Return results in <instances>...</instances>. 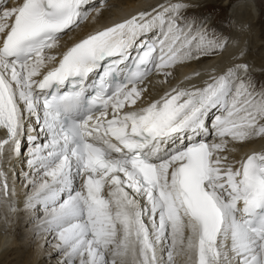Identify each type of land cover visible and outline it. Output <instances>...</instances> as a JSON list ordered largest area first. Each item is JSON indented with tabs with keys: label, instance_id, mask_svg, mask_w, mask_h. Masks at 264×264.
I'll return each mask as SVG.
<instances>
[{
	"label": "snow or ice",
	"instance_id": "6c2138e0",
	"mask_svg": "<svg viewBox=\"0 0 264 264\" xmlns=\"http://www.w3.org/2000/svg\"><path fill=\"white\" fill-rule=\"evenodd\" d=\"M205 2L157 0L70 45L107 0L0 10V154L31 145L23 208L61 264H264V152L226 154L264 139V69L244 58L250 26L217 28ZM205 60L187 86L141 99L150 73ZM15 196L0 170L12 212Z\"/></svg>",
	"mask_w": 264,
	"mask_h": 264
},
{
	"label": "bare ground",
	"instance_id": "6f19581e",
	"mask_svg": "<svg viewBox=\"0 0 264 264\" xmlns=\"http://www.w3.org/2000/svg\"><path fill=\"white\" fill-rule=\"evenodd\" d=\"M221 1L223 2L225 0ZM233 1L235 0H229V2L225 4L231 5L234 3ZM255 1L256 0H237L235 4L232 5L231 13H233L232 16H234L232 21L234 25L243 24L250 26L251 30L249 32H245L241 37L242 41L244 36H247L248 39L247 52L244 58L250 65L253 66L257 75H259L261 70L264 69V49L261 51L260 49L262 47L259 49L256 45L258 41L260 42V39L258 40L256 38L258 35L256 33V29H254L256 25L252 22V19L257 14V10L254 6ZM103 2L104 0H100L99 3L97 0H92V3L96 7H100ZM210 2L214 3V0H206L205 6H209ZM16 3L17 0H0V10H2L3 7H12ZM156 3L157 0H107V6L102 8L100 16L96 17L95 12L91 13L89 18L83 21L79 28H76L73 32H70L67 36H65L61 43H67L70 45L73 40L78 39L97 28L105 26L117 17L124 16L125 14L136 13L139 10H150V8ZM236 52L237 49L230 48L228 52L223 54V57H215L213 60L219 62L218 66H222L224 63L228 62L230 54H234ZM211 63L212 61L205 60L203 64L200 65L192 64L190 66H176L172 70L173 74L167 78H165L162 73H150V75L145 78L143 83L138 85V88L143 89L141 99L144 101L155 100L162 96L166 91H169L171 87L187 86L188 81L184 79L185 76H190L193 69L201 71L208 68ZM137 104H140L139 100L137 101ZM126 107H129V105L126 104ZM110 114L111 113L109 111V115ZM214 115L215 113L211 116L214 118ZM206 123H208V121H206ZM209 127H211V125ZM3 138H5V135L2 130H0V139ZM30 146L31 145L25 137L22 141V155L18 156L15 152L9 150L7 146H5L4 152L0 154V170L6 173L10 190L14 188L16 191V196L13 198L12 206L17 208L16 212H12L8 204L0 198L1 264H8L7 262L10 261L12 264H41L39 262L42 260V256H44L45 251L47 252L48 250V254L46 255L49 256L58 254L54 247L56 241L52 238V236L44 232L42 229L35 228V225L38 223L37 221L35 223L31 222V226L29 225L30 229L25 230L29 217L23 208V200L25 193L30 192L31 189L30 187H25L28 184V179L25 178L24 173L30 171L27 165L28 148ZM253 151L264 152V139L254 137L246 142H231L228 145L226 154L229 155L230 159L239 161ZM30 178L31 177H29V179ZM36 232L39 234L38 236L36 235L35 240H33L34 246H31L28 242L31 239V236ZM14 236L16 237L14 238ZM49 237H51L48 241L49 246L47 249H44V243ZM26 248L30 251V258L28 261L26 260L27 258L23 261L24 255L22 254ZM7 249H9V251ZM10 255L11 258L7 259ZM27 255L25 257H27ZM2 256H4V258H2ZM62 259V256L58 254L57 257L53 259V264H61ZM12 260H14V262ZM42 264H44V262ZM175 264H187L186 258L182 256L175 257Z\"/></svg>",
	"mask_w": 264,
	"mask_h": 264
},
{
	"label": "rangeland",
	"instance_id": "374dc122",
	"mask_svg": "<svg viewBox=\"0 0 264 264\" xmlns=\"http://www.w3.org/2000/svg\"><path fill=\"white\" fill-rule=\"evenodd\" d=\"M236 1L237 0L233 1L234 3H232L231 5H228V4L226 5L225 3L229 2V0H225L223 2L221 0H214V3L210 2V4H209L210 7L207 6V5L206 6L204 5V7L201 9V11L204 12L205 15H208L209 17H211L213 19V21L215 22L217 28L231 29L232 26L234 25V23H232L234 16H232L233 13H231V10H232L231 8H232V5H234ZM205 4H206V2H205ZM254 6H255V8L257 10V14L252 19V22H254L255 25H256V27L254 28V29H256V33L258 34L256 36V38L258 40L260 39V42L258 41L256 43V45L259 47V49L262 47L260 50L263 51V49H264V0H256ZM209 8H210V10H209ZM235 18H236V16H235ZM33 222L35 223L36 221H33ZM29 225H30V223L28 222L27 225H26V229L25 230H29L30 229L31 225L30 226ZM38 234H37V232L34 233L31 236V239L29 240L28 244H30L31 246H34V241L33 240H35L36 235L38 236ZM15 237L16 236H14V238ZM50 239H51V237L47 238L46 242L44 243L45 244L44 245V249L48 248V246H49L48 245V241ZM7 250L9 251V249H7ZM47 252H48V250H47ZM47 252L46 251L44 252V256H42L43 258H42V260L39 263L42 264L44 262V264H53V259L56 258L58 254H55L53 256H49V255H46V254H48ZM29 254H30L29 249H27V248L24 249V252L22 254V255H24L23 261L26 258H27L26 259L27 261L29 260V258H30ZM26 255H27V257H25ZM4 256H2V258H4ZM10 258H11V255L7 259H10ZM22 258H23V256H22ZM12 261L14 262V260H12ZM7 263L8 264H12L11 261L7 262Z\"/></svg>",
	"mask_w": 264,
	"mask_h": 264
}]
</instances>
